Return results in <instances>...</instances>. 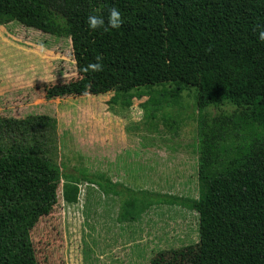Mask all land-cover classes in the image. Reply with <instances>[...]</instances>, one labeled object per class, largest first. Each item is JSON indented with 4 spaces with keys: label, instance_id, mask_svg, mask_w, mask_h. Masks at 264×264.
I'll use <instances>...</instances> for the list:
<instances>
[{
    "label": "trees",
    "instance_id": "16d2710c",
    "mask_svg": "<svg viewBox=\"0 0 264 264\" xmlns=\"http://www.w3.org/2000/svg\"><path fill=\"white\" fill-rule=\"evenodd\" d=\"M113 7L121 28L89 30L88 15L106 22ZM11 22L70 39L78 78L47 87V101L165 84L178 98L195 88L199 195L167 198L65 173L46 156L41 131L53 128V119L0 116V264H38L30 233L57 204L61 180L69 205L81 182L117 197L123 221L162 204L195 212L197 243L151 264H264V0H0V26ZM96 57L103 70L83 71ZM225 102L243 109L204 113Z\"/></svg>",
    "mask_w": 264,
    "mask_h": 264
},
{
    "label": "rangeland",
    "instance_id": "374dc122",
    "mask_svg": "<svg viewBox=\"0 0 264 264\" xmlns=\"http://www.w3.org/2000/svg\"><path fill=\"white\" fill-rule=\"evenodd\" d=\"M69 38L17 22L0 26V116L26 120L45 116L46 156L70 174L102 177L136 191L167 198H198L197 91L178 98L173 85L141 88L126 95L67 97L47 101L45 89L76 80ZM138 94H143L138 98ZM243 106H208V117ZM37 146L42 142L26 136ZM30 233L38 264H151L198 241L197 214L162 204L133 221L119 220L120 201L81 182L76 204L63 199Z\"/></svg>",
    "mask_w": 264,
    "mask_h": 264
},
{
    "label": "clouds",
    "instance_id": "9594fccd",
    "mask_svg": "<svg viewBox=\"0 0 264 264\" xmlns=\"http://www.w3.org/2000/svg\"><path fill=\"white\" fill-rule=\"evenodd\" d=\"M86 23L88 25L89 30L96 31L98 29L104 28L105 25L112 29H119L123 23L120 11L113 7L109 10L107 21L105 22V18L98 15H88L86 18ZM259 40L264 42V26L259 27ZM103 70V64L101 62L100 57H96V63H89L83 71L85 72H100Z\"/></svg>",
    "mask_w": 264,
    "mask_h": 264
}]
</instances>
